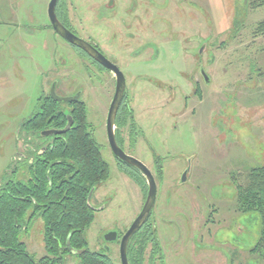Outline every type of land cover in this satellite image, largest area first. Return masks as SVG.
Instances as JSON below:
<instances>
[{
  "label": "rangeland",
  "instance_id": "obj_1",
  "mask_svg": "<svg viewBox=\"0 0 264 264\" xmlns=\"http://www.w3.org/2000/svg\"><path fill=\"white\" fill-rule=\"evenodd\" d=\"M63 1L80 37L124 72L136 124L129 116L115 131L126 153L156 177L157 202L145 223L155 225L159 253L148 238L142 264H264L253 250L261 221L237 208L238 186L264 165L261 0ZM49 2L0 0V185L27 179L32 151L50 141L22 127L38 98L51 93L54 80L61 96L81 92L110 166L109 179L93 190L96 218L85 236L91 250L110 246L120 262V241L105 235L130 228L148 183L121 165L108 143L115 74L50 27ZM43 229L39 218L22 236L37 259L47 253ZM140 234L130 241L136 248Z\"/></svg>",
  "mask_w": 264,
  "mask_h": 264
},
{
  "label": "trees",
  "instance_id": "obj_2",
  "mask_svg": "<svg viewBox=\"0 0 264 264\" xmlns=\"http://www.w3.org/2000/svg\"><path fill=\"white\" fill-rule=\"evenodd\" d=\"M255 3L253 0L251 6L256 5ZM259 6L264 7V0H261L257 7ZM67 8L66 3L59 0L56 13L60 21L71 28ZM256 32L264 33V21L258 25ZM127 97L126 90L116 124L125 123L129 116L134 121L133 124H136L134 111L128 104L126 105ZM38 99L37 112L24 120L22 127L24 132L37 134L50 141L31 150L27 179L14 178L0 185V264H68V259L74 256L78 257L75 264H121V260L120 262L113 260L112 249L108 251L103 247V250H91L85 236L87 228L96 218V208L89 201V197L92 192L94 193L95 187L106 182L110 176V166L102 155V144L97 139L93 123L88 120L85 101L79 98L78 101L68 102L66 104L69 108L64 109L62 104L65 103L52 98L51 93L44 94ZM69 120L72 123L65 132L50 136L41 134L45 129H65L69 125ZM116 136L124 149L123 142L118 135ZM116 160L121 165L130 167L133 175L147 181L136 167L118 158ZM248 172L246 185L238 186L237 208L243 213H256V217L260 219L261 238L253 250L262 255L264 165L253 167ZM147 186L146 184V188ZM39 218L43 220L47 253L37 259L28 250L22 236L24 232L29 231L30 223ZM154 227L155 225L145 223L143 228L132 235L133 238L141 233L142 241L137 248L129 243L130 264H142L145 260L143 254L148 238L154 242V256L159 253Z\"/></svg>",
  "mask_w": 264,
  "mask_h": 264
},
{
  "label": "water",
  "instance_id": "obj_3",
  "mask_svg": "<svg viewBox=\"0 0 264 264\" xmlns=\"http://www.w3.org/2000/svg\"><path fill=\"white\" fill-rule=\"evenodd\" d=\"M58 0H50L49 6H48V16L50 20L51 27L55 30V32L63 39H66L69 43L74 45L75 47L80 48L81 50H84L88 55H90L91 58H93L95 61L99 62L103 66H105L107 69H109L111 72H113L116 76V89L114 92V98L109 106V112L107 115V124H106V131L108 133V143H110V147L112 149L113 154L116 158H118L120 161L125 162L126 164L133 165L136 167L144 177L147 179L148 183V193L146 196V201L143 205V208L140 211V214L132 221V225L130 228L122 235L120 242V260L121 264H130V261L128 260V246L132 239V235L136 233L139 229H141L144 226V223L148 220L150 216L154 213L155 205H156V198L158 193L157 188V181L156 177L152 174L150 168L148 165H146L142 160L140 161L137 157H135L132 154H127L126 151L120 146L119 142L117 141L116 136V117L118 114V111L120 109V104L122 103L125 93L127 90V83L126 78L124 75V72H122L119 68V66L108 59L105 54L100 51L93 43L90 41H87L85 38L80 37L79 35H76L69 27H66L65 24H63L56 13V7H57ZM203 75L205 76V79L210 82V79L206 75L205 69L202 70ZM81 92L71 95L68 97L61 96L57 94L56 92V86L53 85V88L51 90V97L55 100L62 102V103H68V102H74L78 101L80 98ZM70 121V120H69ZM72 121L69 122V125L65 129H45V131H42L41 134L44 136H50V135H57V133H63L65 132L71 125ZM183 181L187 180V175L184 173V176L182 177ZM93 192L91 193L89 197V201L92 197ZM105 240L109 242H116L118 240V231L111 230L105 235ZM106 249L109 251L110 247H106Z\"/></svg>",
  "mask_w": 264,
  "mask_h": 264
},
{
  "label": "flooded vegetation",
  "instance_id": "obj_4",
  "mask_svg": "<svg viewBox=\"0 0 264 264\" xmlns=\"http://www.w3.org/2000/svg\"><path fill=\"white\" fill-rule=\"evenodd\" d=\"M58 1H59V0H58ZM50 25H51V24H50ZM70 27H71L70 29H71L76 35H79V32H78L74 27L71 26V23H70ZM79 36H80V35H79ZM67 42H68V41H67ZM90 42H91V41H90ZM68 43H69V42H68ZM91 43H93V42H91ZM93 44H94L98 49H100V47H99V45H98L97 43H93ZM100 51L103 52L102 49H100ZM86 54H87V53H86ZM87 55H88V54H87ZM88 56H90V55H88ZM93 60H94V59H93ZM96 62H97V61H96ZM97 63H99V62H97ZM99 64H100V63H99ZM100 65L103 66L102 64H100ZM103 67L106 68L105 66H103ZM106 69H107V68H106ZM203 69H204V68H203ZM107 70H108L109 72H111L109 69H107ZM54 82H57V81L54 80ZM57 85H58V83H56V84L54 83V86L58 87ZM51 129H52V128H51ZM53 129H54V128H53ZM116 135H117V134H116ZM187 173H188V172H187ZM187 173H186V175H187ZM187 176H188V175H187ZM150 217H151V216H150ZM150 217H149V218H150ZM149 218H148V220H149ZM148 220H147V221H148ZM147 221H146V222H147ZM123 234H124V233H123ZM123 234H119V232H118V240H117L118 242H119V241L121 242V238L123 237V236H122Z\"/></svg>",
  "mask_w": 264,
  "mask_h": 264
}]
</instances>
